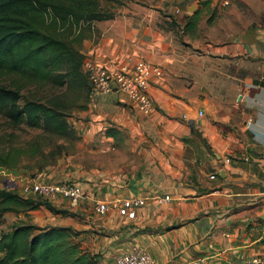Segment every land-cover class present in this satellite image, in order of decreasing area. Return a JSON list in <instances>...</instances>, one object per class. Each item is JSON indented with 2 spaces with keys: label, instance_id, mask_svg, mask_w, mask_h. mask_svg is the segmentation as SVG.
I'll use <instances>...</instances> for the list:
<instances>
[{
  "label": "crops",
  "instance_id": "crops-1",
  "mask_svg": "<svg viewBox=\"0 0 264 264\" xmlns=\"http://www.w3.org/2000/svg\"><path fill=\"white\" fill-rule=\"evenodd\" d=\"M183 4L160 20L149 6L92 24L84 61L116 70L145 60L163 74L150 82L148 116L118 92L90 100L88 158L99 168L85 172L80 202L49 201L73 214L53 227L84 232L83 249L107 262L135 246L157 264L264 262V73L254 77L250 59L264 58V31L249 24L240 39L200 44V19L195 33L180 30ZM124 199L144 200L134 219L113 208Z\"/></svg>",
  "mask_w": 264,
  "mask_h": 264
},
{
  "label": "trees",
  "instance_id": "trees-1",
  "mask_svg": "<svg viewBox=\"0 0 264 264\" xmlns=\"http://www.w3.org/2000/svg\"><path fill=\"white\" fill-rule=\"evenodd\" d=\"M197 1L208 7L212 0ZM114 17L101 10L98 0H0V76L12 77L17 84L15 88L0 85V117L10 128L25 127L60 138H75L62 102L46 104L23 99L20 90L27 85L62 87L82 80L89 99L90 85L78 47L86 38L85 30L93 31V23ZM198 23L199 13L187 15L180 30L185 35L193 34ZM86 108L87 104L81 110ZM40 154L43 152L38 140L22 148L0 151V169L14 168L22 157ZM42 205L54 216L73 215L49 202L38 204L0 189V225L7 213L34 211ZM83 233L70 227L14 226L0 236V264H99L98 255L83 249Z\"/></svg>",
  "mask_w": 264,
  "mask_h": 264
},
{
  "label": "rangeland",
  "instance_id": "rangeland-1",
  "mask_svg": "<svg viewBox=\"0 0 264 264\" xmlns=\"http://www.w3.org/2000/svg\"><path fill=\"white\" fill-rule=\"evenodd\" d=\"M98 2L102 11L111 12L115 17L134 12L142 13L150 9L149 6H153L158 8L155 11L159 16V20L160 16L167 14L175 16L173 8L168 9V11L161 10L165 5L176 7L183 4L180 0H98ZM183 5L184 8L180 12H184L185 15L199 13L202 28L198 32L197 41L200 44H206L212 40L217 43L218 41L230 40L232 42L235 39H240L237 33H241L242 29L249 24H253L257 29L264 31V0H212L208 7H203L197 0H184ZM186 7L188 8L186 9ZM218 20H221V26L219 27L215 26V22ZM158 25L163 27L162 24L158 23ZM89 30H85V39L92 33ZM225 32L228 34H224ZM189 41L193 43V39H189ZM82 43L78 47L81 52ZM200 49L201 47H198L192 51L197 54L200 53ZM250 59L253 62L254 77H261L264 73L262 67L264 58L262 55L254 54ZM15 82L12 77L0 76V85L15 88L17 87ZM20 83L22 84V82ZM82 84V80L79 83L71 82L62 87L35 84L24 86L20 90V96L23 99L29 98L46 104L62 102L69 114V126L74 129L76 136L71 140L25 127L13 129L0 117L1 152H5L10 148H22L29 143L37 142V140L42 145L43 152V154L33 158L22 157L14 168L0 169V189L13 191L23 198H29L35 203L44 204L49 201L28 195L25 193V188L34 182L59 183L64 181L76 182L83 187L86 184L85 172L92 168H99L93 166L91 164L92 159L88 158L90 147L87 145V128L90 123L86 112L90 99L87 98L86 86L84 87ZM86 104L87 108L82 111L81 108L83 106L85 108ZM40 166H42V169H40ZM58 217L50 213L44 205L34 211H21L18 214L10 213L2 220L0 236L20 224H32L41 228L58 226L61 222ZM98 263L110 264L111 261L107 262L98 258Z\"/></svg>",
  "mask_w": 264,
  "mask_h": 264
},
{
  "label": "built area",
  "instance_id": "built-area-1",
  "mask_svg": "<svg viewBox=\"0 0 264 264\" xmlns=\"http://www.w3.org/2000/svg\"><path fill=\"white\" fill-rule=\"evenodd\" d=\"M83 72L90 85L89 99L97 96L109 95L118 92L134 106L143 116L153 112V102L148 95V88L153 78L162 76V69L145 60H138L132 67H122L116 70L107 69L93 61H84ZM211 179L214 176L210 177ZM25 193L32 197L51 201L57 198L78 203L84 197L82 186L76 182L40 183L34 182L25 188ZM170 197L155 196L154 202L157 205L168 203ZM141 199H124L113 205L119 216L129 220L134 219L135 211L144 206ZM95 213L104 215L108 211L106 203H97L94 207ZM110 264H157L143 249L132 247L127 253L117 256ZM241 264H264L258 257L253 256L244 260Z\"/></svg>",
  "mask_w": 264,
  "mask_h": 264
},
{
  "label": "water",
  "instance_id": "water-1",
  "mask_svg": "<svg viewBox=\"0 0 264 264\" xmlns=\"http://www.w3.org/2000/svg\"><path fill=\"white\" fill-rule=\"evenodd\" d=\"M191 9V8H190ZM193 9V8H192Z\"/></svg>",
  "mask_w": 264,
  "mask_h": 264
}]
</instances>
